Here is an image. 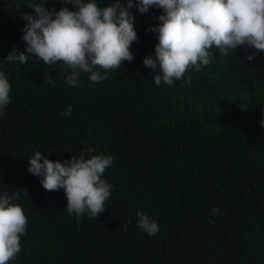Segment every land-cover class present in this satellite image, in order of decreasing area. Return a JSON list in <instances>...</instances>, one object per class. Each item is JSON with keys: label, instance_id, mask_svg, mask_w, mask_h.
<instances>
[{"label": "trees", "instance_id": "1", "mask_svg": "<svg viewBox=\"0 0 264 264\" xmlns=\"http://www.w3.org/2000/svg\"><path fill=\"white\" fill-rule=\"evenodd\" d=\"M42 3L0 0V71L12 88L0 115V195L18 194L10 203L28 218L22 250L8 264H264V52L238 47L223 57L212 49L209 65L157 86L159 69L143 60L155 55L150 29L162 10L141 14L134 0V60L96 69L107 76L96 83L81 73L71 87L62 64L30 53L27 64L6 60L25 51L23 16H36L29 6ZM36 151L62 163L82 152L113 157L100 217L68 214L63 190H45L27 171ZM137 211L158 224L157 234L138 227Z\"/></svg>", "mask_w": 264, "mask_h": 264}, {"label": "clouds", "instance_id": "2", "mask_svg": "<svg viewBox=\"0 0 264 264\" xmlns=\"http://www.w3.org/2000/svg\"><path fill=\"white\" fill-rule=\"evenodd\" d=\"M59 11L42 4L29 6L36 16L24 14L27 21L23 32L26 43L24 52L13 49L6 57L8 62L27 64L32 54L46 66L64 65L66 83L80 86V74L88 73L93 82L107 79L105 73L119 69L123 62H132L131 46L138 39L134 27L135 17L130 9L134 0H113L99 7L95 0H61ZM138 11L146 14L153 7L162 10L159 24L150 30L157 34L155 55L144 58L143 64L152 71L159 69L154 83L172 85L185 74L201 65H209L212 49L223 57L238 47L252 48L256 54L264 52V0H135ZM74 5L76 10H69ZM147 31V30H146ZM255 59L249 55L248 61ZM47 82L52 83L49 79ZM191 83V78L187 81ZM11 84L0 71V115L11 102ZM72 112L69 106L65 116ZM264 126V119L260 121ZM93 148H87L91 154ZM113 163L112 156L91 155L85 152L74 155L63 163L52 161L40 151L28 158L27 171L42 177L41 184L47 191L63 190L67 200L66 211L77 218L86 212L90 218L100 217L106 210L105 202L111 196V185L102 178ZM19 199L18 194L0 195V264H8L22 250L21 237L26 234L28 218L22 206L10 203ZM213 214H219L213 208ZM138 227L152 236L159 232L158 224L137 211Z\"/></svg>", "mask_w": 264, "mask_h": 264}]
</instances>
